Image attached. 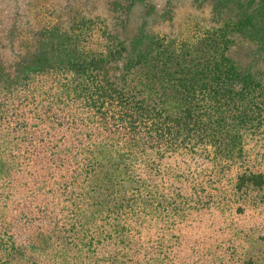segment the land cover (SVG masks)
Masks as SVG:
<instances>
[{"label": "trees", "instance_id": "trees-1", "mask_svg": "<svg viewBox=\"0 0 264 264\" xmlns=\"http://www.w3.org/2000/svg\"><path fill=\"white\" fill-rule=\"evenodd\" d=\"M140 1L110 2L127 35L99 52L87 24L9 26L0 264H255L232 215L209 216L264 193L239 166L264 130V0H200L209 26L177 34L148 29L149 0L127 30Z\"/></svg>", "mask_w": 264, "mask_h": 264}, {"label": "rangeland", "instance_id": "rangeland-1", "mask_svg": "<svg viewBox=\"0 0 264 264\" xmlns=\"http://www.w3.org/2000/svg\"><path fill=\"white\" fill-rule=\"evenodd\" d=\"M112 1L114 0H0V33L4 34L1 35L4 45L0 49L2 56L11 58L7 31L9 26L15 23L23 27L53 24L60 26L61 24L65 28H68L67 26L77 28L80 24H87L88 33L84 35V47L92 52H99L107 45V35L118 39H124L127 35V32L124 33L116 25L115 18L109 12ZM149 1L154 4L155 12L147 18V25L150 31L157 34L172 32L177 34L180 27L193 21L206 24L210 16L211 5L206 1L199 0L201 5H198V0ZM143 6V0L134 6L131 13L132 23L127 30L135 28L142 22ZM163 11H168L169 16ZM206 25L209 26V24ZM182 34H186V30ZM248 142V148L254 149L250 150L251 161L242 162L239 165L240 169L252 165L264 169V149L261 147L264 146V130L258 134L257 141L253 138L248 139ZM255 142H259V146H254ZM262 194L264 193L253 192L231 195L235 212L226 210L222 211V215L209 216L217 220L225 215H232V220L235 222L234 227L242 228L239 235L240 240L233 242L232 248L236 251L234 258L243 254L245 250L256 261L255 264H264V199L261 200L264 195ZM238 205L243 208L242 211L236 210ZM217 236L220 235L217 234Z\"/></svg>", "mask_w": 264, "mask_h": 264}]
</instances>
